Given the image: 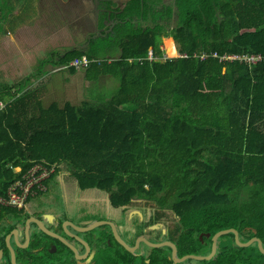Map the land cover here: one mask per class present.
Here are the masks:
<instances>
[{"label":"trees","instance_id":"trees-1","mask_svg":"<svg viewBox=\"0 0 264 264\" xmlns=\"http://www.w3.org/2000/svg\"><path fill=\"white\" fill-rule=\"evenodd\" d=\"M105 3L108 10L114 5ZM113 12L112 36L55 62L98 60L85 71L117 80L108 100L44 108L39 90L0 89V196L41 164L55 168L47 186L65 170L80 190L109 194L114 208L150 203L155 211L148 225L165 223L170 212L173 226L164 225L161 238L176 246L179 258L207 256L211 240L199 235L227 229H235L241 243L255 236L264 246V0H173L167 6L127 0ZM164 37H170L166 52L176 54L173 39L181 57L162 59ZM111 47L120 50L118 58H99ZM232 56L261 60L223 58ZM7 211L17 210L0 207V218ZM104 237L95 264H173L168 247L137 257ZM45 254L46 260L35 255L24 263L52 264L58 254L69 263L63 251ZM263 262L255 244L240 248L232 234L219 238L214 257L202 261Z\"/></svg>","mask_w":264,"mask_h":264},{"label":"flooded vegetation","instance_id":"flooded-vegetation-1","mask_svg":"<svg viewBox=\"0 0 264 264\" xmlns=\"http://www.w3.org/2000/svg\"><path fill=\"white\" fill-rule=\"evenodd\" d=\"M8 1L9 0H0V20L2 18L4 19V16L6 15L5 5L8 3ZM106 1L108 0H96V2H94V7L91 14L86 15L88 18L87 25L88 27H90V29L92 27V30L85 39L82 38V31L78 29V27H81L80 22L83 23L84 14L82 13L78 17H76L74 28H77V34L82 38V41H78L80 42L78 44L74 43L69 48H62V45H59L57 54L51 56L49 61L50 63L46 65V68H49L52 72L62 73L64 71H69L70 68H67L69 64L57 66L55 62L63 58V56L70 51H86L90 41L104 39L107 38V36H112L111 32L116 25V21L112 20V14H110V12L114 13L113 10H115V8L121 9L123 5L121 7H118L116 4L113 3L114 5L111 7L110 10H108L107 8H105ZM101 14H105L103 18L106 17L103 22H101ZM100 23H102L104 27H101ZM8 34L10 35L9 32ZM71 34H73L74 37L76 36L75 32ZM167 38H161L160 42H162L163 39ZM7 40L12 41L10 39ZM35 43L36 40L33 41V45ZM42 43L46 42L43 41ZM48 43L49 42H47L45 45H48ZM13 46H15L16 52L19 51L18 44L15 41ZM26 49L31 50L29 48ZM115 49L118 52L116 54H118L119 56L120 50L116 47L109 48L104 55L113 56L112 53ZM112 56H110L111 58L107 59H115L112 58ZM94 61L96 60H91V62ZM39 76H42L41 73L39 75L37 74L36 77L39 78ZM34 78V76L32 77L31 75H27V77H25L22 81L13 83V85L7 84L6 87L10 88L11 91H17L21 87L31 90L33 89L32 84L35 85V81H38ZM41 78L42 80H44L43 76ZM4 85L5 83H0V89ZM45 85L46 84L43 83V86ZM39 88L35 87L34 89L39 90ZM60 179H63L62 175ZM62 181L63 180H61V182ZM74 184V187L78 192L87 191L80 190L77 187L76 183ZM47 193L48 190L45 192L44 195H42V193L39 194V197L31 199L26 204L21 213L19 211H7L5 215L2 214L3 217L0 218V264H13L12 255L14 256L15 264H25L24 261L32 260V258L39 253L43 254L42 256H45V253L54 255L57 254L58 251H63V253L66 255L64 259H68L71 264H95L96 257L99 254V247L102 246V244H100L99 242L101 238L100 233H95L94 229L88 232H82L79 230L93 224V220L89 219L90 216H102L103 219L101 220L113 224L115 227V231L120 237V239L125 242L129 247H133L136 242L139 241V239L141 238H144L147 241H152L157 244L165 242L161 238V235H164L167 230L164 228L163 220L161 219V221L152 223L150 225L147 224L152 220L155 210L151 208L152 206L150 203H147L144 200H132L127 206L114 208L109 202V194L104 192H102L106 196V201L104 202L95 201L93 199H84L77 192H75L76 196L72 204H68L65 200L67 199V195H56L54 193L49 195ZM52 200L56 203L57 200H59V202L61 200V205H59L57 213L46 210L43 206H41V203H46ZM33 220L40 222L42 226L47 229L50 233L63 239L67 244L73 246L76 249L77 254L84 258L81 260H76L73 252L69 249V247H67V245H65L57 237L50 236L44 231H42V229H40ZM27 221H29V227L26 230ZM99 229L104 230V241L107 242L108 245L111 241L110 235L117 243L112 233V229L108 224L99 226ZM122 235H124L126 238H123ZM7 237H9L8 244L6 241ZM27 240V246L21 247L25 245ZM80 241L85 242L89 246V251L86 252L84 246L81 244ZM96 243H98L97 248L95 245ZM118 245L121 246L120 244ZM143 247H145V245L141 241H139L138 248L132 255H135L137 257H147L151 253V250H145ZM52 248H55V251L53 253H50L49 251L52 250ZM63 248H67L72 253V255H70ZM115 251L117 253L120 251V249L116 248ZM72 259H74V263L71 262Z\"/></svg>","mask_w":264,"mask_h":264},{"label":"rangeland","instance_id":"rangeland-1","mask_svg":"<svg viewBox=\"0 0 264 264\" xmlns=\"http://www.w3.org/2000/svg\"><path fill=\"white\" fill-rule=\"evenodd\" d=\"M126 1L127 0H111V2L116 4L118 7L124 5ZM172 1L173 0H161L162 4L165 6L170 5ZM94 2H96V0H9L5 5L6 15L4 16V19L2 18L0 20V83H5L4 86L7 84L13 85V83L22 81L25 77H27V75H31L32 77L34 76V79H37L38 81H35V85L32 84V88L34 89L35 87H41L39 88V95L43 93L45 86L47 85L55 92L54 95L47 94L45 96L44 102H42L43 106H47L51 101H59V104L61 105V94L58 89V85L64 79L65 74L61 72H52L49 68H46V65L50 63L49 61L51 56L57 54L59 45H62V48H69L74 43H80L82 38L85 39L89 35L92 27L91 29L88 27V18L86 15L91 14L94 7ZM82 13L84 14L83 23L80 22L81 27H78V29L82 31L81 38L77 34V28H74V23L76 17ZM172 22L173 21L170 23ZM73 32L76 33L75 37L73 34H71ZM7 39L12 40L13 42ZM34 40H36V43L33 45ZM164 40L165 39L162 40L160 45L165 55L168 58H175L177 55H172L171 53H168V51L166 52ZM14 41L19 47V51L17 52L15 46H13ZM43 41L46 43L49 42L48 45H45L46 43H42ZM174 44L176 46L175 42ZM168 48H171V45L168 46ZM25 49L29 53L26 52ZM116 53L118 52L115 49L112 53L113 56L102 55L99 58H103V56L105 58H111L110 56H112V58H118V54ZM40 73L44 80H42V76H39V78L36 77L37 74L39 75ZM87 76L89 79H92L91 72L88 73ZM43 83L46 85L43 86ZM117 86L118 84L115 79L114 85L110 88H103V86H101V88H99V90L96 92L99 95L98 99H108L112 97L117 91ZM3 97L5 99L7 98L5 95H3ZM90 97L92 96L90 95ZM64 171H62L63 179L59 180L56 177L55 179L50 180L48 183L47 194L50 195L54 193L56 195H67V199L65 200L68 204H72L74 201L76 196L75 192H77L84 199H93L100 202L106 201L105 194L98 190L78 192L74 187L75 182ZM61 180L63 181L61 182ZM44 194L45 193L42 195ZM39 196L40 195L37 197ZM60 202L57 200L56 203L52 200L46 203H41V206H43L46 210L57 213L58 207L61 205ZM89 219L93 220V224L103 221L101 220L103 219L102 216H90ZM164 222L165 223L163 224L166 227L170 228L173 226L172 215L170 212H167ZM103 231L104 230H100L99 227L94 229L95 233H100V237L102 236ZM122 237L126 238L124 235H122ZM149 242L154 243L152 241ZM95 245L97 248L98 243ZM143 248L145 250L149 249L146 246ZM38 255L44 260L47 259L46 255L42 256L43 254L41 253L37 254V256ZM52 264H65V262L62 261V256L58 254L52 259ZM68 264L71 263L69 262ZM136 264H138V260L136 261ZM180 264L203 263L202 261L187 260Z\"/></svg>","mask_w":264,"mask_h":264},{"label":"built area","instance_id":"built-area-1","mask_svg":"<svg viewBox=\"0 0 264 264\" xmlns=\"http://www.w3.org/2000/svg\"><path fill=\"white\" fill-rule=\"evenodd\" d=\"M161 50L163 51L162 48ZM175 55H177L175 58L181 57L177 50ZM214 57H216V55H214ZM223 58L226 60H239L248 64H255L256 62L261 60L260 56H232ZM147 59L149 61L153 60L151 52L148 53ZM162 59L165 60L172 58H168L164 53ZM90 63L91 61L83 56L79 59H74L73 61H71L67 68L85 69ZM2 107L3 105L0 103V108ZM54 170V167H46L41 164H36L31 167L19 180L15 181L8 187L4 196H0V207L11 208L17 211L23 210L27 204L28 199H34L39 194L45 193L48 190L46 182L51 178L54 173ZM15 171L19 172L20 169L16 168ZM57 177L58 179H60V175H58Z\"/></svg>","mask_w":264,"mask_h":264},{"label":"water","instance_id":"water-1","mask_svg":"<svg viewBox=\"0 0 264 264\" xmlns=\"http://www.w3.org/2000/svg\"><path fill=\"white\" fill-rule=\"evenodd\" d=\"M33 221L37 224V226L40 229H42V231H44L45 233H47L50 236L57 237V236L53 235L52 233H50L47 229H45L40 222L35 221V220H33ZM105 224H108L111 227L112 233H113L114 238L117 241V243L120 244L130 254H133L135 252V250L138 248L139 241H141L149 249H157V248L168 247V248L171 249L170 259L173 262V264H180V263H183V262H185L187 260L210 261L214 257V255L216 254L218 239L223 237V236H226L228 234H232L234 236V242H235V244L238 247H240V248H248V247L252 246L253 244H255L257 246L258 250L260 251V253H262V255H264V246L262 245V242H261V240L259 238L254 236L253 238H251L247 242L241 243L239 241L238 232L235 229H227V230L219 231V232L215 233L212 237L210 236V234H201V235H199V240L200 241H202L203 237L211 240V251H210V253L207 256L185 255V256H183L181 258L177 257L176 246L173 243L168 242V241H165V242L157 244V243H151V242L147 241L146 239L141 238V239H139V241L136 242V244L133 247H129L125 242H123L120 239V237L118 236V234L115 231L114 225L111 224V223H107L105 221H99V222H97L95 224H91L90 226H88L86 228H83V229H79V230L82 231V232H88V231H91V230H93V229H95V228H97L99 226L105 225ZM28 227H29V221H27V223H26V230L28 229ZM253 234L254 235L256 234L255 230L253 231ZM57 238L60 239L65 245H67V247H69V249L73 252L76 260H81V259L84 258V257L79 256L77 254V251H76V249L73 246L67 244L63 239H61L59 237H57ZM8 239H9V237H7V240H6L7 244L9 243ZM80 242L84 246L86 252L89 251V246L83 241H80ZM27 244H28V240L25 243V245L21 246V247H26ZM54 251H55V248H52V250H50L49 252L53 253ZM12 263L15 264L13 255H12ZM263 264H264V262H263Z\"/></svg>","mask_w":264,"mask_h":264},{"label":"crops","instance_id":"crops-1","mask_svg":"<svg viewBox=\"0 0 264 264\" xmlns=\"http://www.w3.org/2000/svg\"><path fill=\"white\" fill-rule=\"evenodd\" d=\"M62 73L65 74V77L58 85V89L61 94L60 101L62 104L60 105L59 101H51L47 106H43L42 102H44L45 96L47 94H55V92L47 85L45 86L43 93L39 96V101L44 108L48 107L52 103L57 104L59 107H62L65 103L78 107L85 102L100 101L104 98L98 99L99 95L96 92L99 90V88H101V86H103V88H110L114 85V77L110 75H100L95 79L92 75V79H89L87 76L89 72L87 73L85 69H75L73 72L64 71ZM89 91L92 97H90Z\"/></svg>","mask_w":264,"mask_h":264}]
</instances>
